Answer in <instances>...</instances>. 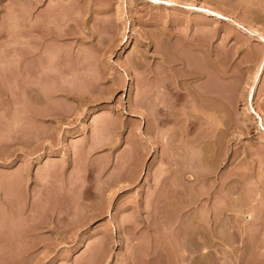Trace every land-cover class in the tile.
<instances>
[{"label": "rangeland", "instance_id": "1", "mask_svg": "<svg viewBox=\"0 0 264 264\" xmlns=\"http://www.w3.org/2000/svg\"><path fill=\"white\" fill-rule=\"evenodd\" d=\"M254 50L264 0H0V264H264Z\"/></svg>", "mask_w": 264, "mask_h": 264}, {"label": "bare ground", "instance_id": "2", "mask_svg": "<svg viewBox=\"0 0 264 264\" xmlns=\"http://www.w3.org/2000/svg\"><path fill=\"white\" fill-rule=\"evenodd\" d=\"M248 60L249 61H253L255 63H257V69L259 72L260 70L264 69V52L262 53L261 50H254L252 51L251 53H249L248 55ZM254 97V90L252 88H250V90L248 89V94H247V98H246V106H245V115H247L249 118H252L254 119L255 121V124L257 123V127L259 128V131H262V134L261 136H259V141H263L264 139V111L261 109V108H258L256 109L253 105V100L252 98ZM222 113V112H221ZM193 167V166H192ZM188 168V167H187ZM198 168V167H197ZM200 168V167H199ZM190 169V168H189ZM193 169V168H191ZM199 170V169H198ZM206 170V169H205ZM197 171V170H196ZM200 171V170H199ZM202 171V170H201ZM186 172L188 171H185L183 170V174L185 175ZM198 172V171H197ZM49 173V172H48ZM183 175V176H184ZM190 179L192 181L195 180V177L193 175L190 174ZM184 180H186V178H184ZM4 195L6 197L9 196V190L8 188H5L4 190ZM180 194H179V198H180V208H184L187 204V200L183 194L184 190H180L179 191ZM221 207V206H220ZM221 209V208H220ZM218 211V207L216 209V212ZM219 213V211L217 212ZM218 218V217H217ZM194 225V222L192 221L191 225H190V228H192ZM221 229V228H220ZM193 232V231H192ZM192 235V234H191ZM194 237V235L192 236V238ZM192 240V239H191ZM197 240V239H196ZM194 241V240H193ZM192 241V242H193ZM191 252V251H190ZM187 262V261H186Z\"/></svg>", "mask_w": 264, "mask_h": 264}]
</instances>
